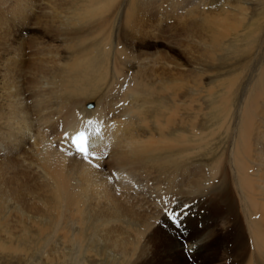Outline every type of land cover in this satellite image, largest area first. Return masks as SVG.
I'll list each match as a JSON object with an SVG mask.
<instances>
[{"label":"bare ground","instance_id":"obj_1","mask_svg":"<svg viewBox=\"0 0 264 264\" xmlns=\"http://www.w3.org/2000/svg\"><path fill=\"white\" fill-rule=\"evenodd\" d=\"M188 1L165 0L162 10L160 0H0L1 249H53L61 239L73 251L70 264H83L86 256L100 257L97 232H104L103 249L116 248L127 264H264V5L254 10L227 0L221 13L202 12L199 25L193 20L207 36L199 41L207 52L228 50L223 42L238 33L230 48L235 69L224 79L229 69L221 66L219 102L203 122L191 112L190 74L175 70L177 60L133 52L148 32L135 31L139 18L145 26L169 14L189 31L177 13ZM38 8V32L49 41L61 35L63 45L23 36ZM163 19L151 29L163 33ZM80 131L87 158L72 143ZM197 158L207 174L205 165H192ZM109 174L126 194L111 187ZM135 184L154 206L127 200ZM4 195L18 204L13 217L4 215ZM90 196L96 202L87 210ZM169 196L190 204L166 209ZM122 207L135 215L132 225L112 213ZM186 245H193L190 254ZM55 255L45 260L52 264Z\"/></svg>","mask_w":264,"mask_h":264},{"label":"rangeland","instance_id":"obj_2","mask_svg":"<svg viewBox=\"0 0 264 264\" xmlns=\"http://www.w3.org/2000/svg\"><path fill=\"white\" fill-rule=\"evenodd\" d=\"M161 1H162V5H163L162 6V10H166L167 8H169L168 4L166 6V3L164 2L165 0H160V2ZM228 1L232 5L240 3L241 5H244L246 7H249L250 9H254V10H257V9L259 10L264 5L263 4L264 2L262 0H228ZM226 2H227V0H206L205 2H201V3H200V0H190V1L186 2L185 4H188V5L184 4L183 7L184 6L185 7L184 8L183 7L179 8L177 10V13H178V15H180V17L182 16L183 19H184V17L186 18V22L185 21L184 22L188 24L189 31H184L182 29H179L178 28L179 26L176 25L178 23L175 21L176 20L175 17L172 16V18H174V20H172V18L169 17V14H167L165 16V17L168 16L167 17L168 19L165 18V17L163 19V17L161 15H158L157 17L146 21L145 23L147 25L145 24V26L141 23V18L137 19V21L135 22V31L137 33H139L140 31L141 32L148 31V32L146 34H143V35L139 34L140 36H142V40H141L140 44L138 43L137 47H135V49H134L135 51H133V52H135V54L136 53H138V54H142L143 53V56H145L147 58L148 57L152 58V57H155V56H159V57H162L163 59H165V58L176 59L177 63H178V66H177V68H175V70H178V71L181 70L183 72L185 71L186 73L190 74V79H191L190 80V86H191V89H189V90L191 91L190 93H191V95L193 96V99H194L193 102H192V106L194 107V109L192 108L191 112H192V114L195 117H197V118H195V120H199V121H203V122H204V120L207 121V118L210 116L211 109L214 107L213 100L216 99L215 101L219 102L220 95L216 96L215 94H218V93L221 94V92H220L221 91V78L223 77L224 79H227V77L230 75V72H232V69L233 68L235 69L236 58L234 57V54L231 51L232 49H230V48L232 47V45L235 46L237 44L236 42H237L238 33L235 36H233L232 38L231 37H227L226 38L227 42H225V41L223 42V46L227 45V43L230 44L229 47H228L229 51L227 50V48H225V50L222 51L223 52L222 53L221 52V47H220L219 49L214 50V53L212 51H210V50H208V52H207L206 49H208V48L207 47L203 48L204 44H202V42H199V41H202L201 38H203V37L205 39L203 41H206L207 36L205 37V36L201 35V31H200V29L198 27H196V24L199 25V23L203 22L202 21L203 20L202 12L210 13V11H213V13H217V14L221 13L223 11L221 8L224 7V9H225V7H228V6L225 5ZM9 3L10 2H8L7 5L5 4L2 7H7L9 5ZM198 3H200L199 6L197 5ZM42 4H43V2H42ZM174 4H175V2H174ZM193 7L194 8L198 7V8H196V11H195L194 14H192L191 16H188L189 13H190L189 9L193 8ZM203 7H204V9H203ZM122 9L124 11V8H122ZM204 10H206V11H204ZM33 14H34V17L32 15L33 21L31 20V24H30L31 26H30V28H28L29 30L27 29V30H25V33L23 32V36L26 39H28V40L31 39V38L32 39L34 38L35 41H39V42L43 40L42 43H45V45H52V44L63 45V43L61 42L62 36L61 35H57V31H54L56 33V35H57L56 41H49V40H51L50 37L48 39V37L42 36L38 32L37 25L35 24V21L37 20L35 18V16L41 14V10L39 8L35 9V13H33ZM60 16L63 17V14L60 15ZM197 16H199V17H197ZM158 18L159 19H163L162 20L163 22H161L162 23V26H161L162 29L161 30H162L163 33H161L160 30L159 31L158 30H154V31L152 30V29H154V26H155V25H153V23L155 21H157ZM193 20L196 21L195 22L196 24L193 22ZM166 22H167V24H166ZM164 23H165V25H164ZM172 24H175V25H172ZM56 26H59L58 22L56 23ZM192 26H194V27H192ZM172 28L173 29L176 28V29L173 30ZM178 29L182 33H180ZM240 29L241 28H239V31H240ZM117 31H118V29L115 30V34L117 33ZM199 31H200V33H199ZM157 32H159L160 34L157 33ZM165 33H166V35H165ZM191 33H192V35H191ZM196 35H198V36H196ZM114 36H116V35H114ZM168 36H169V38H168ZM174 36H175V38H174ZM40 37H43V39H41ZM228 38H230V39H228ZM155 39H157L159 41L162 40V41L160 43L159 41H157ZM172 40H173V42H171ZM198 43H200V44H198ZM188 46L192 47V48L194 47L195 51L192 52V53L190 52L191 53L190 54L187 51V48H186ZM28 52L30 53L32 51L28 50ZM227 52H229V53H227ZM194 53H195V55H194ZM172 54H173V56H172ZM223 55L224 56L227 55L225 59H224ZM144 61L147 62V63L149 62L148 59L147 60L145 59ZM135 65L132 67V69H134V70L137 68V65L136 66ZM149 65H151V64H149ZM168 65L170 67L172 66L171 64H168ZM222 65H225V67H222L223 69H229V71L223 73L224 76L221 75V66ZM158 66H161V65L159 64ZM89 102H92L95 105V100L94 99L87 100L85 102V104L89 103ZM103 154L106 156V153H104V151L101 153V156H103ZM98 158H100V157L97 156V158H94V159H98ZM200 158H202V156H200ZM203 158H205V156H203ZM194 160L195 161L192 164L193 166L194 165H198V166L201 167V166L205 165V164L203 165L202 161H200L199 158L194 159ZM32 167H33V165H32ZM103 167H104L105 171H108L106 165H103ZM206 168H207V170H205ZM208 168H209L208 165L204 166V170L206 171V174L208 173ZM106 175H108V174H106ZM36 176L37 175L35 173V177ZM109 176L110 177H108L107 180L110 182L111 187L117 192V194H119V195L126 194L123 189H118L119 185L118 184H114L113 183L114 181L112 182V180H111L112 178H111L110 174H109ZM73 180L77 181V179L75 177H73ZM151 182L152 181L150 180L149 181V183H150L149 185L152 184ZM130 188H132V189H130V191H128L129 192L128 193L129 197L127 198L128 201L129 200H137L139 202H142L144 207L148 206L149 204L154 206V204H152L153 201H151V200H149L147 198H144V196H143L144 194L143 193H140V192L136 193L135 192L137 190V188H138L136 184L134 185V188H133V185H131ZM151 188L155 189L157 187L153 185ZM157 190H158V188H157ZM151 192H154V191H151ZM195 194L196 193H194V196H195ZM9 198H10L9 195L6 198H5V195H4V197L2 199L3 201H5V206H6V210H4L3 212H5L4 213L5 216H7V214H8V217H13L14 215L12 213H10V212L15 210V209H17L18 204L16 205L15 202L11 198L10 199ZM33 199L35 201H40V200L43 201L42 196H41V198H37L36 197V198H33ZM85 201H86V209L89 210V209H92V206H93L92 203L96 202V199L94 197L90 196V197H87L85 199ZM167 202H168L167 206L162 204V206H164L165 208L167 207L166 209L176 207L177 204H182L183 206H186L187 204H190L188 199H186L184 197H182V198H173V197L169 196ZM138 206L141 209V203L137 204L134 209L136 210ZM198 207L199 206H197V205H195V206L193 205V211L194 212L199 211ZM124 210L125 209L122 207V208H120L118 210H112V213L113 214L116 213L115 215H120V217L124 221L123 222L121 220V222H123L124 225H128V224L132 225V223L136 222V220H137V219H135V215H133L131 213H126ZM166 211L167 210L163 211L164 212V214H163L164 216H165V212ZM200 212L202 213V211H200ZM1 214H3V213H0V219H1ZM23 214L25 216H27V217H30L27 213L25 214V212H23ZM109 217H111V215ZM33 219L40 221L37 217L33 218ZM86 221L88 222L89 218L86 219ZM171 227L174 229L173 226H171ZM71 228H72V233L67 235L69 237H73V234L75 232H77V230H78V226L75 224V225L71 226ZM97 233H98V236H97V243H96V246H95V251L97 253H99V254L101 253L99 255L100 257H96L95 256V257H93L95 259L93 261H91V257H87L86 256L84 258V263L83 264H127V261L119 254V252H118V250L116 248H112L111 247L110 249L109 248L108 249L107 248L103 249L104 245H105V240H103V238H102V236L104 235V232L103 233L97 232ZM182 233H183V231H182ZM45 234H46V231H43L42 236H40L38 238V240L41 243L43 242V240L45 238L44 237ZM87 234L89 235V233H87ZM185 235H186V233L185 234H181V236H185ZM207 236H208V234H206L205 237H207ZM32 241H33V239H32ZM52 246H53V249H51V244H50V248L46 249V250L45 249L37 250V247H33L32 249H28V250L21 251V252H13L11 250H5V249H1L0 248V264H51L49 261H47L45 259H46V257L48 255L53 256L54 254H56L55 258L58 259V257H59L60 259L59 260H57V259L54 260V262H52V264H70V258H72L74 256L72 254L73 253L72 249H70L69 247H66L67 245L63 244L61 239H55L53 241V245ZM186 249H187V252H189V254H190V252H192V250H193V245H186ZM63 256H65L64 257L65 258L64 261H62V259H61ZM91 256H93V254H91ZM145 256H147V255L144 254V257ZM128 264H132V263L129 262ZM197 264H204V263L200 260L199 262H197Z\"/></svg>","mask_w":264,"mask_h":264},{"label":"snow or ice","instance_id":"obj_3","mask_svg":"<svg viewBox=\"0 0 264 264\" xmlns=\"http://www.w3.org/2000/svg\"><path fill=\"white\" fill-rule=\"evenodd\" d=\"M65 135H68L65 133ZM72 143L75 145L79 153L84 154L85 158L89 155L87 147V137L83 131L78 132L72 139ZM173 218L176 219V214H173Z\"/></svg>","mask_w":264,"mask_h":264},{"label":"water","instance_id":"obj_4","mask_svg":"<svg viewBox=\"0 0 264 264\" xmlns=\"http://www.w3.org/2000/svg\"><path fill=\"white\" fill-rule=\"evenodd\" d=\"M87 106H88V107H91V106H92V104H88Z\"/></svg>","mask_w":264,"mask_h":264}]
</instances>
